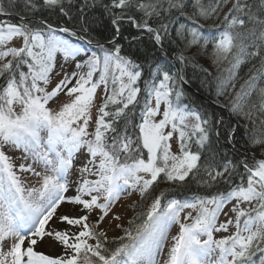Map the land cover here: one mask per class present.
<instances>
[{
	"label": "snow or ice",
	"instance_id": "obj_1",
	"mask_svg": "<svg viewBox=\"0 0 264 264\" xmlns=\"http://www.w3.org/2000/svg\"><path fill=\"white\" fill-rule=\"evenodd\" d=\"M172 226L162 264H264V0H0V264H157Z\"/></svg>",
	"mask_w": 264,
	"mask_h": 264
},
{
	"label": "rangeland",
	"instance_id": "obj_2",
	"mask_svg": "<svg viewBox=\"0 0 264 264\" xmlns=\"http://www.w3.org/2000/svg\"><path fill=\"white\" fill-rule=\"evenodd\" d=\"M58 79V78H57ZM15 155V154H14ZM19 162V161H17ZM32 183H35L34 178L29 177ZM131 193V194H129ZM139 194L138 192H132L129 190V192L124 193L120 200L116 202V204L113 207V212L110 214L108 218H106L103 227L108 229V235L109 238L118 237L120 235H123L122 231L120 229L115 228L116 223H122L125 227H127L128 220L132 216V207L133 205L139 200ZM152 197H148L147 200L151 201ZM151 203V202H150ZM149 203V204H150ZM63 212H69L71 211L70 206L63 205L61 210ZM113 215H120L121 220L120 221H114L112 219ZM93 219H95V216H93ZM177 231L176 226H172L169 229V241L165 244L163 253L161 255L156 256L157 264H162L163 260L166 258L167 250H168V244L170 243V237L171 235H174ZM40 250L45 252H54L58 251L55 249H52L47 243L40 245Z\"/></svg>",
	"mask_w": 264,
	"mask_h": 264
},
{
	"label": "trees",
	"instance_id": "obj_3",
	"mask_svg": "<svg viewBox=\"0 0 264 264\" xmlns=\"http://www.w3.org/2000/svg\"><path fill=\"white\" fill-rule=\"evenodd\" d=\"M201 62L204 63L205 67H208V64L206 61H201ZM190 74H191V71H190ZM197 76L199 78L194 79L191 86L187 90L193 95V97L195 98L198 104L208 107L209 110L215 109L216 111H221L220 109L216 108V105L213 103L215 99L214 91H209L207 87L201 85V80L204 78L203 74L197 73ZM223 99L224 98L221 97V101H223ZM253 151H255L257 155L260 154L259 149H253ZM163 187L164 186L161 185V188ZM158 191L157 193H154V195L158 194ZM150 202L151 201L147 200V198L144 200H141V198H139V200L134 204L135 207H132V216L130 217L129 220H131L139 212L146 210V207ZM138 222L139 221H137V223Z\"/></svg>",
	"mask_w": 264,
	"mask_h": 264
}]
</instances>
